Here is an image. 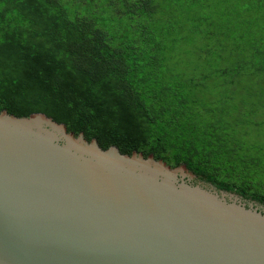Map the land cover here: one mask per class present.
I'll use <instances>...</instances> for the list:
<instances>
[{"label": "trees", "instance_id": "trees-1", "mask_svg": "<svg viewBox=\"0 0 264 264\" xmlns=\"http://www.w3.org/2000/svg\"><path fill=\"white\" fill-rule=\"evenodd\" d=\"M2 110L264 203V0H0Z\"/></svg>", "mask_w": 264, "mask_h": 264}, {"label": "water", "instance_id": "water-1", "mask_svg": "<svg viewBox=\"0 0 264 264\" xmlns=\"http://www.w3.org/2000/svg\"><path fill=\"white\" fill-rule=\"evenodd\" d=\"M196 178L2 110L0 264H264V206Z\"/></svg>", "mask_w": 264, "mask_h": 264}, {"label": "flooded vegetation", "instance_id": "flooded-vegetation-1", "mask_svg": "<svg viewBox=\"0 0 264 264\" xmlns=\"http://www.w3.org/2000/svg\"><path fill=\"white\" fill-rule=\"evenodd\" d=\"M193 182H197V180H195V181H193ZM247 201L251 203L252 201H255V200H250V199H248ZM255 202H258V201H255ZM258 203H260V204H262V205L264 206V203H261V202H258ZM255 205H256V204H255Z\"/></svg>", "mask_w": 264, "mask_h": 264}, {"label": "rangeland", "instance_id": "rangeland-1", "mask_svg": "<svg viewBox=\"0 0 264 264\" xmlns=\"http://www.w3.org/2000/svg\"><path fill=\"white\" fill-rule=\"evenodd\" d=\"M195 180L199 181L197 178H196V179H194V180H192V181H195ZM209 185H210V184H209Z\"/></svg>", "mask_w": 264, "mask_h": 264}]
</instances>
